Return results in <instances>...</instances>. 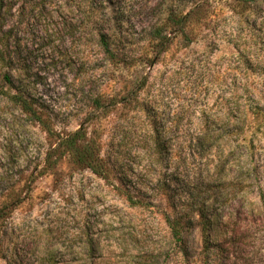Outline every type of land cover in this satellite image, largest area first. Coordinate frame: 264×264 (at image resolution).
Segmentation results:
<instances>
[{"label": "rangeland", "instance_id": "374dc122", "mask_svg": "<svg viewBox=\"0 0 264 264\" xmlns=\"http://www.w3.org/2000/svg\"><path fill=\"white\" fill-rule=\"evenodd\" d=\"M40 1L17 0L3 20L0 264H205L198 216L180 242L167 225L183 201H204L215 217L220 264H264V0ZM198 1L204 10L161 52L150 26ZM92 8L117 31L119 64L84 18ZM128 91L143 110L98 107ZM128 113L141 133L151 116L164 123L165 153L128 143L103 179L58 148L82 129L113 161L114 127ZM211 119L223 120L214 125L223 150L195 159L185 144ZM164 184L179 198L173 207ZM126 185L141 203L126 200Z\"/></svg>", "mask_w": 264, "mask_h": 264}, {"label": "trees", "instance_id": "16d2710c", "mask_svg": "<svg viewBox=\"0 0 264 264\" xmlns=\"http://www.w3.org/2000/svg\"><path fill=\"white\" fill-rule=\"evenodd\" d=\"M84 1V0H82ZM242 4V7L246 8L253 0H236ZM17 0H0V66L5 67L8 65L9 60V41L11 38V30H6L3 24V20L5 15L11 13L13 7L16 5ZM42 4L40 0H37V4ZM204 10L203 3L198 1L195 3L193 7H191L188 11H178L177 9H168L165 18L161 23H156L150 26L149 28V36L153 42H156L157 46H161V52L167 48L165 46L166 42L170 41V36L172 33L183 30V26L190 22V20H194L195 17L199 16V13ZM90 23H92L94 29L97 34L98 46L101 49L104 56L109 60L114 62L115 64H119V49L117 46L118 34L115 28L113 29L112 25L104 23L105 20L100 19V9L92 8L87 11L85 17ZM100 20V22H96ZM120 66V65H118ZM8 75V73L6 74ZM9 80V75L6 77ZM135 84V83H133ZM133 87V85L131 86ZM137 92L141 91L143 88V84L135 85ZM98 107L101 106H115L116 104H122L123 107H128L129 109L137 112L138 110H143L144 104L139 101L138 97L134 96V98L130 97V93H126L122 95L119 99H114L109 101L107 105H102L100 102L97 103ZM126 116V118H125ZM124 120L122 123H119L114 127V138L119 136L114 146L116 147V152L114 153V160H109L107 158H103L101 156L100 148L98 143H96L93 139L87 138V132L82 129H77L70 136L63 138L61 142L58 144V148L62 147V155H66L69 161L80 167L82 169H88L92 173L97 176L108 179L109 175L112 172V164L111 162H120L126 154L130 153L127 148V144L133 142V145L139 147V149L145 152L150 153H158L162 155L167 151V143L165 142L166 135V127L164 123H162L157 117L151 116L148 124H146V131L141 133L140 126H138L137 119L135 115L125 114ZM135 122L132 123V122ZM223 123V120L219 119H211L206 120L203 123L202 129H200L196 138H193L185 144L189 150H191V154L195 159H201V154L203 152H208L209 154L213 151V149H218L219 151L223 150V143L221 142V138L216 140V137L220 135L216 133L214 125L216 123ZM172 126L178 129L180 121H173ZM226 126L233 125L232 122H225ZM119 134V135H118ZM184 146L178 143L176 144V151H180ZM181 163H184L186 159H179ZM194 160V159H193ZM111 161V162H110ZM128 186V185H126ZM166 189H163L166 200L171 203L173 207L179 198L176 197L172 193V189L170 185L164 184ZM122 194L126 197V200L131 205H138L141 203V199H137L128 186ZM198 197L201 198L200 195ZM202 199H204L202 197ZM185 200V199H183ZM182 208L175 217H167L166 222L170 229L171 235L175 238L176 242L181 241V235L185 228H188L193 222V215H197L199 219L201 236L203 240V252L205 255V264H220L219 258V249L218 245L214 243L212 239V225L214 222V216L212 214L207 213L205 208L204 201H198L188 204L189 208H186L187 201H183Z\"/></svg>", "mask_w": 264, "mask_h": 264}]
</instances>
